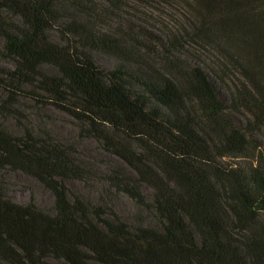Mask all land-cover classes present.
I'll return each mask as SVG.
<instances>
[{"label":"trees","instance_id":"16d2710c","mask_svg":"<svg viewBox=\"0 0 264 264\" xmlns=\"http://www.w3.org/2000/svg\"><path fill=\"white\" fill-rule=\"evenodd\" d=\"M159 2L187 29L122 0H0V264H264V0ZM16 173L50 205L14 200Z\"/></svg>","mask_w":264,"mask_h":264},{"label":"rangeland","instance_id":"374dc122","mask_svg":"<svg viewBox=\"0 0 264 264\" xmlns=\"http://www.w3.org/2000/svg\"><path fill=\"white\" fill-rule=\"evenodd\" d=\"M122 4L125 11L123 16L127 21L130 18L137 26L144 25L157 35L166 33L168 36H171L170 33L176 32L178 29H187L186 22L189 19L187 18L188 14H186L187 11L180 4L169 6L160 3L159 0H122ZM135 19L139 24L135 22ZM181 52L188 59H197V61L201 62L210 71H217V67L210 62L207 53H203L191 40L183 45ZM95 59L103 67H110L114 63L112 59L104 55H95ZM225 86L229 87V82ZM222 88L225 89V87ZM51 116L52 118L48 117L47 121L53 128L58 130L70 129L71 122L68 116L56 111ZM86 147L92 149L93 144L87 141ZM21 175L20 173H16L8 177L10 179L9 182L12 184L10 193L13 199L16 201H27L34 195L36 203L42 207H48L52 199L50 192L34 179ZM88 189H84V193L90 198L98 199L100 197L105 199L99 189L95 187H88ZM110 204L126 219L131 220L137 212L134 203L124 195L115 197Z\"/></svg>","mask_w":264,"mask_h":264}]
</instances>
